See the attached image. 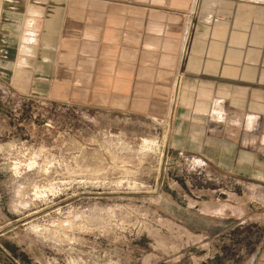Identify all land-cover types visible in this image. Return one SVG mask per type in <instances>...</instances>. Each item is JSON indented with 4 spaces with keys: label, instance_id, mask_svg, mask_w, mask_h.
<instances>
[{
    "label": "rangeland",
    "instance_id": "1",
    "mask_svg": "<svg viewBox=\"0 0 264 264\" xmlns=\"http://www.w3.org/2000/svg\"><path fill=\"white\" fill-rule=\"evenodd\" d=\"M25 60H0V264L252 262L259 192L176 152L175 95L35 79Z\"/></svg>",
    "mask_w": 264,
    "mask_h": 264
},
{
    "label": "crops",
    "instance_id": "2",
    "mask_svg": "<svg viewBox=\"0 0 264 264\" xmlns=\"http://www.w3.org/2000/svg\"><path fill=\"white\" fill-rule=\"evenodd\" d=\"M23 57L35 79L175 95L176 152L247 182L264 204V1L0 0V60L20 73ZM250 218L264 226V212ZM261 234L249 264H264Z\"/></svg>",
    "mask_w": 264,
    "mask_h": 264
}]
</instances>
